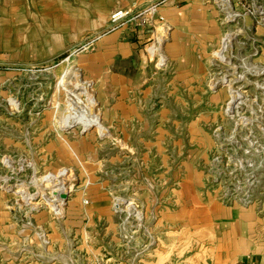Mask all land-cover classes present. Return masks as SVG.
<instances>
[{
	"label": "crops",
	"instance_id": "obj_1",
	"mask_svg": "<svg viewBox=\"0 0 264 264\" xmlns=\"http://www.w3.org/2000/svg\"><path fill=\"white\" fill-rule=\"evenodd\" d=\"M72 1L79 6L74 32L66 11ZM199 6L200 0H166L157 10L154 22L172 29L163 71L146 70L155 60L145 57V36L125 28L101 35L77 57L93 81L105 124L122 138L111 143L124 150L112 158L117 172L112 178L127 177V189L138 191L151 236L141 240L144 249L135 241L125 244L112 201L87 199L78 208L81 243L72 255L74 264H264V198L259 206L226 205L206 185L214 141L202 125L200 101L206 97L209 106L215 103L216 95L205 89L206 53L219 32L216 11ZM86 9L87 0H0V61L25 65L61 54L86 31ZM92 146L87 144L81 157H95L98 173L104 174L106 162L97 151L91 153ZM4 199L0 192V264H57L51 253L36 262L33 251L20 249Z\"/></svg>",
	"mask_w": 264,
	"mask_h": 264
},
{
	"label": "rangeland",
	"instance_id": "obj_2",
	"mask_svg": "<svg viewBox=\"0 0 264 264\" xmlns=\"http://www.w3.org/2000/svg\"><path fill=\"white\" fill-rule=\"evenodd\" d=\"M165 2L87 0V29L61 54L25 65L0 61V192L5 194L4 205L24 252L31 255L33 251L42 261L51 253L57 264H74L72 255L81 243L76 233L78 208L87 199L103 197L118 205L125 244L135 241L139 249L142 239L149 240L151 232L138 191L127 189V177L112 178L117 173L112 158L124 150L111 143L122 138L105 124L107 115L93 81L81 71L77 57L101 35L125 28L127 33L144 34L145 57L155 60V66L146 70L163 71L167 62L164 46L172 29L167 23H155L154 17ZM200 6L216 11L219 32L218 42L206 53L205 89L216 98L210 106L206 97L201 98L202 125L212 139L214 129L222 127V153L248 150L250 160L260 164L264 188V0H200ZM66 11L71 12L74 32L79 28V17L75 18L79 6L72 1ZM61 55L65 57L57 61ZM49 144L55 145L50 146L53 150ZM87 144L93 145V155L98 152L101 162L107 163L104 174L98 173L95 157L92 160L84 153L82 159L81 150ZM170 149L166 147V152L171 153ZM101 182L107 185L104 189L97 186ZM132 208L137 210L139 223L127 215ZM42 232L48 240H57L53 249L51 244L48 248L39 244L37 233Z\"/></svg>",
	"mask_w": 264,
	"mask_h": 264
},
{
	"label": "built area",
	"instance_id": "obj_3",
	"mask_svg": "<svg viewBox=\"0 0 264 264\" xmlns=\"http://www.w3.org/2000/svg\"><path fill=\"white\" fill-rule=\"evenodd\" d=\"M221 128V126L216 127L213 133V141L215 142L205 173L207 188L213 191L216 199L222 204L243 207L259 206L264 198L262 176L259 171L261 169L260 164L255 165L250 160L251 156L246 149L239 148L236 154L222 153V144L219 140ZM112 205L115 212L120 213L118 205L116 203ZM127 215H129L132 222H140L137 210L134 208H132V211L129 210ZM37 240L42 248H48L51 244L44 232L37 233ZM40 258L41 255L35 254L36 262H42Z\"/></svg>",
	"mask_w": 264,
	"mask_h": 264
},
{
	"label": "trees",
	"instance_id": "obj_4",
	"mask_svg": "<svg viewBox=\"0 0 264 264\" xmlns=\"http://www.w3.org/2000/svg\"><path fill=\"white\" fill-rule=\"evenodd\" d=\"M64 57H65V55H61L60 57L57 58V61L62 60Z\"/></svg>",
	"mask_w": 264,
	"mask_h": 264
},
{
	"label": "water",
	"instance_id": "obj_5",
	"mask_svg": "<svg viewBox=\"0 0 264 264\" xmlns=\"http://www.w3.org/2000/svg\"><path fill=\"white\" fill-rule=\"evenodd\" d=\"M62 198H65V197H62Z\"/></svg>",
	"mask_w": 264,
	"mask_h": 264
}]
</instances>
